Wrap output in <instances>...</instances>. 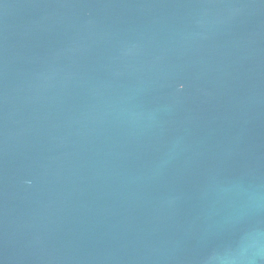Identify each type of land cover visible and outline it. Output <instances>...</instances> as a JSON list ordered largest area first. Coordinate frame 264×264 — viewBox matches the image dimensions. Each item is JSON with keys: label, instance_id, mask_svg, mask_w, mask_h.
I'll return each mask as SVG.
<instances>
[{"label": "water", "instance_id": "1", "mask_svg": "<svg viewBox=\"0 0 264 264\" xmlns=\"http://www.w3.org/2000/svg\"><path fill=\"white\" fill-rule=\"evenodd\" d=\"M0 264H264V0H0Z\"/></svg>", "mask_w": 264, "mask_h": 264}, {"label": "snow or ice", "instance_id": "2", "mask_svg": "<svg viewBox=\"0 0 264 264\" xmlns=\"http://www.w3.org/2000/svg\"><path fill=\"white\" fill-rule=\"evenodd\" d=\"M181 87H183V85H181Z\"/></svg>", "mask_w": 264, "mask_h": 264}]
</instances>
